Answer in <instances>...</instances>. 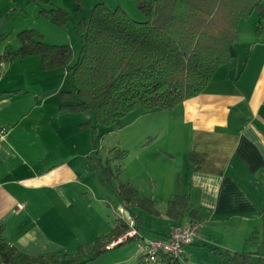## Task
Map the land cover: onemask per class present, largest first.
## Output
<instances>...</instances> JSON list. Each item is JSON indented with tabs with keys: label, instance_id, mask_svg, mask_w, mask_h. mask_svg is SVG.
Here are the masks:
<instances>
[{
	"label": "crops",
	"instance_id": "0c3cea01",
	"mask_svg": "<svg viewBox=\"0 0 264 264\" xmlns=\"http://www.w3.org/2000/svg\"><path fill=\"white\" fill-rule=\"evenodd\" d=\"M24 1L0 0V38L6 36L0 55L20 47L17 6ZM107 1L101 2L114 9ZM257 20L241 21L235 62L221 67L202 94L164 111L168 120L144 151L112 163L123 168L120 180L162 214L137 211L145 221L143 238L190 225L191 210L204 217L181 264H236L211 248L256 253L254 263L264 264V34L256 36ZM74 87L65 69L46 72L39 58L1 65L0 229L28 256L76 254L124 218L89 161L81 114L60 109L61 93ZM177 194L188 195L190 204L174 222L165 215ZM113 244L86 264H163L142 257L140 239Z\"/></svg>",
	"mask_w": 264,
	"mask_h": 264
},
{
	"label": "trees",
	"instance_id": "16d2710c",
	"mask_svg": "<svg viewBox=\"0 0 264 264\" xmlns=\"http://www.w3.org/2000/svg\"><path fill=\"white\" fill-rule=\"evenodd\" d=\"M81 3L82 0H75ZM146 21H136L121 7L111 9L97 4L88 20L80 23L82 49L77 63L69 45L47 44L35 30L17 36L20 47L0 55L3 63L39 58L46 72L65 69L74 88L61 93V110L72 113L92 112L93 119L82 128L122 125L123 120L138 109L170 112L185 101L202 94L217 71L238 58L236 43L240 40V23L257 12L256 36L264 34V0H132ZM36 4L39 14L55 26L66 24L68 16L53 8L52 0H28ZM6 36L0 38L4 41ZM126 151H117L105 161L90 159L102 185L112 188L121 209L129 213L118 219L107 235L80 247L76 254L28 256L18 251L0 229V264H86L109 251L142 237L144 218L137 211L161 217L156 204L145 198L129 182H120L123 168L114 160H123ZM190 197L177 194L168 202L166 217L182 220L189 210ZM192 225H200L204 217L191 210ZM152 234V233H150ZM154 235H151V238ZM165 236V235H163ZM169 237V235L165 236ZM217 255L236 264H251L252 255L235 252ZM163 264H181L180 258L162 255Z\"/></svg>",
	"mask_w": 264,
	"mask_h": 264
},
{
	"label": "rangeland",
	"instance_id": "374dc122",
	"mask_svg": "<svg viewBox=\"0 0 264 264\" xmlns=\"http://www.w3.org/2000/svg\"><path fill=\"white\" fill-rule=\"evenodd\" d=\"M25 1L22 5L17 6V12L22 16V19L19 20V22H21V32L25 30L37 31L38 29L42 32L40 33L37 31L40 35L43 34L42 36H46L47 41L44 37L43 39L47 44L71 46L74 56L72 64L77 63L82 49L81 35L84 34V31L80 27V23L83 20H88L90 18L93 8L97 4L103 3L101 2L102 0H82L81 3H78L75 0H52L51 7L53 6V8L62 9L67 13V22L62 27L55 26L48 18L40 16V8L36 4H29L28 0ZM107 2H109L108 4L113 6L114 9L121 7L136 21H146V17L138 10L132 0H108ZM252 17H258V13L255 12ZM68 90L69 89H67V91ZM90 113L91 114L80 113L82 117L80 129L83 131V135L87 140V148L89 152L92 153L90 159H93L94 161H97L100 158L104 161L108 158H112L117 151H126L127 153H135L137 150L144 151L142 145L149 142L150 138L158 136L160 127L163 126V122L168 120L166 112L164 111L153 110L149 112L144 109H138L129 114L123 120L120 128L116 125L110 127L98 126L95 131L91 127H81L82 124L93 119V113ZM87 115H89L91 119L85 118ZM161 115H163V117H161ZM115 161L118 160H114L113 162ZM131 166L133 168L134 163H132ZM94 172L98 177L95 169ZM120 182L122 181L119 178L117 179L116 184H119ZM109 194L113 197V190H111ZM114 205L115 209L110 208V210L115 213L117 210V203L114 202ZM119 213L120 216L127 218L124 210H121ZM115 218L117 217L113 214L111 219L114 220ZM249 253L253 254L251 264H255L254 256H256V253Z\"/></svg>",
	"mask_w": 264,
	"mask_h": 264
},
{
	"label": "built area",
	"instance_id": "2783aa9c",
	"mask_svg": "<svg viewBox=\"0 0 264 264\" xmlns=\"http://www.w3.org/2000/svg\"><path fill=\"white\" fill-rule=\"evenodd\" d=\"M23 209V205L18 206ZM133 225L131 219H128ZM200 225L177 226L173 229L169 237H155L147 238L141 237L139 249L142 252V257L149 263H156L162 255H170L174 258H181L186 247L195 243L198 238ZM135 232L129 233L128 236L133 237ZM123 239L118 240L113 245L122 242Z\"/></svg>",
	"mask_w": 264,
	"mask_h": 264
},
{
	"label": "water",
	"instance_id": "95a60500",
	"mask_svg": "<svg viewBox=\"0 0 264 264\" xmlns=\"http://www.w3.org/2000/svg\"><path fill=\"white\" fill-rule=\"evenodd\" d=\"M8 53H9V52H8ZM126 216H127V218H128V219L130 218V215H129V213H127V212H126Z\"/></svg>",
	"mask_w": 264,
	"mask_h": 264
}]
</instances>
